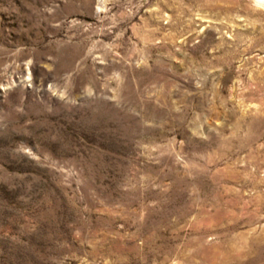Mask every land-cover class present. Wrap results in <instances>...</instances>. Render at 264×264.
<instances>
[{"label": "rangeland", "instance_id": "1", "mask_svg": "<svg viewBox=\"0 0 264 264\" xmlns=\"http://www.w3.org/2000/svg\"><path fill=\"white\" fill-rule=\"evenodd\" d=\"M0 264H264V5L0 0Z\"/></svg>", "mask_w": 264, "mask_h": 264}, {"label": "bare ground", "instance_id": "2", "mask_svg": "<svg viewBox=\"0 0 264 264\" xmlns=\"http://www.w3.org/2000/svg\"><path fill=\"white\" fill-rule=\"evenodd\" d=\"M257 3L264 5V0H257Z\"/></svg>", "mask_w": 264, "mask_h": 264}]
</instances>
